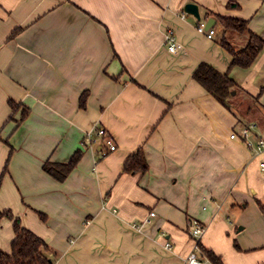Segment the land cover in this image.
Segmentation results:
<instances>
[{
  "label": "crops",
  "instance_id": "obj_1",
  "mask_svg": "<svg viewBox=\"0 0 264 264\" xmlns=\"http://www.w3.org/2000/svg\"><path fill=\"white\" fill-rule=\"evenodd\" d=\"M216 15L264 39V0H0V209L49 244L54 264H184L199 242L223 264H264V153L230 137L251 122L264 132V49L239 83ZM208 18L212 38L197 29ZM201 62L229 71L244 111L193 78ZM10 99L23 105L13 118ZM139 148L148 171L124 172ZM78 150L63 179L46 170ZM14 236L4 218L0 248L11 252Z\"/></svg>",
  "mask_w": 264,
  "mask_h": 264
},
{
  "label": "trees",
  "instance_id": "obj_2",
  "mask_svg": "<svg viewBox=\"0 0 264 264\" xmlns=\"http://www.w3.org/2000/svg\"><path fill=\"white\" fill-rule=\"evenodd\" d=\"M221 23L224 34L220 38L219 43L224 47L232 57L231 68L240 67L242 69L251 68L262 50L264 49V39L257 33L251 31L248 21L236 17H226L216 15ZM14 31L12 36L17 33ZM229 31L239 34H247L248 39L245 45L236 47L228 39ZM193 78L200 83L208 93L217 99L222 105L230 108V99L237 93L239 89L238 82L230 75L229 71L221 72L208 62H201L193 72ZM86 94L81 97V106L85 107ZM9 106L14 114L23 106L22 103L15 100H9ZM29 108L23 109L18 124L26 118ZM82 156V151L78 150L71 159L62 164L57 169L56 165L49 162L45 164L46 170L59 179H63L67 173L74 168ZM7 166L5 167V171ZM149 165L142 148L129 155L123 165V171L132 174H144L148 171ZM43 217V214H40ZM4 218L13 220V229L15 236L11 244V252H5L0 248V264H54V257L49 244L31 229L22 225L21 220L10 209H0V223ZM199 246L213 264H223L219 255L213 250L203 247L200 242ZM236 246L238 244L236 243Z\"/></svg>",
  "mask_w": 264,
  "mask_h": 264
},
{
  "label": "built area",
  "instance_id": "obj_3",
  "mask_svg": "<svg viewBox=\"0 0 264 264\" xmlns=\"http://www.w3.org/2000/svg\"><path fill=\"white\" fill-rule=\"evenodd\" d=\"M184 16V14H183ZM206 22L202 21L199 22L197 29L199 32L204 33L207 37L212 38L215 30L213 26L206 29ZM165 43L169 46V49L173 51L175 49L177 38L176 33L173 28H168L164 35ZM257 128V124L255 122H251L247 125H244L240 132H232L230 137L232 139L236 138H242L246 147L252 151H254L256 154H262L264 153V132L255 133V129ZM98 134L103 137L106 144L109 146V150L113 151L117 149V143L112 140L111 137L106 135V130L104 128L98 129ZM261 171L264 173V160L260 163ZM155 216V212L152 211L150 213V217ZM150 222L149 218H146L142 222H133L131 223V226L136 230H142L145 223ZM204 231V226L198 221L193 220L191 222L190 227V234L191 236L197 240L201 237L202 233ZM165 246L170 249L172 248V243L170 241H167ZM210 262V259L203 254L199 243H196L194 246V249L189 253V255L186 257L184 264H208Z\"/></svg>",
  "mask_w": 264,
  "mask_h": 264
},
{
  "label": "rangeland",
  "instance_id": "obj_4",
  "mask_svg": "<svg viewBox=\"0 0 264 264\" xmlns=\"http://www.w3.org/2000/svg\"><path fill=\"white\" fill-rule=\"evenodd\" d=\"M227 36H228V39L236 47H240L241 46V42L243 41V39H244L243 45H245L246 42H247V39H248V35L247 34H239L237 32H233V31H229L227 33ZM245 39H246V42H245ZM234 70L235 71H233L231 73V75L234 76L238 80L239 83H242V79L245 76H247L248 73L250 72V69L249 70L248 69H242V68H239V67L235 68ZM256 76H260V78H259V81H260L259 85L260 84L264 85V65L262 66L261 70L259 71V73H257ZM263 89H264V86L261 88V90H263ZM237 93H243V92L238 89ZM261 96L264 98V94L262 95V93H261ZM239 99L240 98H238V99L236 98L235 100L234 99H230V104H231V107H234V108H236L237 111L242 112V111H244L243 109L245 107H242L241 106L242 104L240 105L238 103L240 101ZM241 99H244V98H241Z\"/></svg>",
  "mask_w": 264,
  "mask_h": 264
},
{
  "label": "water",
  "instance_id": "obj_5",
  "mask_svg": "<svg viewBox=\"0 0 264 264\" xmlns=\"http://www.w3.org/2000/svg\"><path fill=\"white\" fill-rule=\"evenodd\" d=\"M185 11L193 14L197 19H201V15L199 13V8L198 5L193 3V2H189L185 5ZM215 19L214 18H208L207 22H206V29L210 28L211 26L214 25L215 23Z\"/></svg>",
  "mask_w": 264,
  "mask_h": 264
}]
</instances>
